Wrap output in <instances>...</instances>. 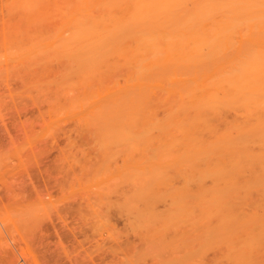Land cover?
I'll return each instance as SVG.
<instances>
[{
	"label": "rangeland",
	"instance_id": "374dc122",
	"mask_svg": "<svg viewBox=\"0 0 264 264\" xmlns=\"http://www.w3.org/2000/svg\"><path fill=\"white\" fill-rule=\"evenodd\" d=\"M28 1L0 0V264H264V194L204 210L151 183L130 65Z\"/></svg>",
	"mask_w": 264,
	"mask_h": 264
},
{
	"label": "bare ground",
	"instance_id": "6f19581e",
	"mask_svg": "<svg viewBox=\"0 0 264 264\" xmlns=\"http://www.w3.org/2000/svg\"><path fill=\"white\" fill-rule=\"evenodd\" d=\"M40 1L38 13L72 20L70 38L130 65L123 96L143 111L149 181L180 175L177 189L204 210L264 194V0H56L51 11Z\"/></svg>",
	"mask_w": 264,
	"mask_h": 264
}]
</instances>
